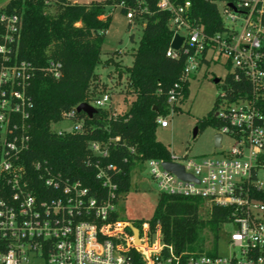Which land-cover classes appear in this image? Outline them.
I'll use <instances>...</instances> for the list:
<instances>
[{"label":"built area","instance_id":"1","mask_svg":"<svg viewBox=\"0 0 264 264\" xmlns=\"http://www.w3.org/2000/svg\"><path fill=\"white\" fill-rule=\"evenodd\" d=\"M52 1L43 0L48 5ZM211 1L223 25L213 34L190 17L189 1H157V8L170 14L172 36L165 54L183 56V66L178 82L167 92L168 112L158 115L156 122L167 126L166 117L175 112L174 105L182 97V84L203 62L219 57L233 66L234 79L243 77L249 83L250 96L219 95L213 113L221 123L219 156L196 159L171 152L166 162L181 165L193 180L165 170L163 160L144 162L159 192L197 196L207 206L230 207L223 223L234 227L224 240L228 253L219 254L220 239L215 254L176 251L163 242L159 222L154 227L149 221L137 226L113 217L119 198L108 172L116 169L113 164H95L96 177L105 188L101 198L45 164L33 162L31 170L26 168L21 159L30 142L32 101L27 87L34 68L17 57L20 16L0 13V264H264V185L258 180L264 169V114L256 105L264 91V0ZM125 16L130 20L131 12ZM174 34L183 37L177 50L170 46ZM59 67L49 61L46 71L58 78ZM109 100L104 92L87 103L104 108ZM75 108L62 113V120L73 122L72 129H59L58 134L82 130L83 120L76 119ZM224 136L231 140L227 149ZM88 147L93 155L107 153L105 143L91 141ZM130 225L137 229L138 240Z\"/></svg>","mask_w":264,"mask_h":264},{"label":"trees","instance_id":"2","mask_svg":"<svg viewBox=\"0 0 264 264\" xmlns=\"http://www.w3.org/2000/svg\"><path fill=\"white\" fill-rule=\"evenodd\" d=\"M157 1L91 0L79 3L53 0L48 5L43 0H8L0 8V13L20 16L17 57L34 68L27 87L32 101L30 142L21 159L28 170L33 162H40L63 177L79 181L91 195L101 198L105 188L96 177L95 164L105 166L110 163L116 167L108 172L116 183L119 197L130 186V173L135 163L150 158L170 160L171 152L156 139V118L168 112L167 92L178 82L183 56L171 58L165 54L172 36L170 14L158 9ZM175 1H189L190 17L207 34L223 28L217 7L211 0ZM111 6H118L124 15L131 12V22L141 25L140 37L131 52L132 63L128 66L100 57L101 44L111 19L106 7ZM261 20L264 27V14ZM49 61L60 64L58 78L46 71ZM109 63L119 74L125 72L131 93L126 110L113 114L106 108H95L91 116L76 112V119L83 120L81 131L58 134L51 130L52 123L62 120V113L90 100L88 89L97 79L96 67L100 64L107 67ZM188 84V81L182 84L179 103L188 97ZM223 93L225 98L234 99L250 96L251 89L243 77L236 80L231 72L226 76ZM218 100L219 96L208 117L198 122L196 133L200 126L209 122L221 125L213 115ZM256 105L264 114V91L259 93ZM178 110V105H174V111ZM91 141L105 143L106 155H93L88 147ZM202 205L203 199L197 196L159 192L149 219L150 226L159 222L163 242L176 251L205 250L200 235L207 230L211 234V248L205 251L215 254L230 207L210 204L203 216L200 214ZM113 217H117L116 213Z\"/></svg>","mask_w":264,"mask_h":264},{"label":"rangeland","instance_id":"3","mask_svg":"<svg viewBox=\"0 0 264 264\" xmlns=\"http://www.w3.org/2000/svg\"><path fill=\"white\" fill-rule=\"evenodd\" d=\"M8 0H0L2 8ZM71 2H88L91 0H70ZM110 14V24L105 32L101 44V59L111 58L121 65L132 63V49L136 47L141 34V25L131 22L120 12L118 6L106 7ZM128 22L130 25L128 27ZM116 51V52H114ZM233 66L225 65L224 58L219 57L210 62H203L190 76L188 82L189 94L182 102L178 103L179 110L166 117L167 126L156 128V139L163 143L167 149L175 155L187 153V157L202 158L219 156L217 147L214 146V135L218 132L219 126L215 122H209L198 128L193 137V129L198 122L208 117L215 99L223 92L226 85V76L231 73ZM97 79L90 84L88 96L91 100L104 92L110 95V100L104 108L113 114L125 111L131 93L126 81L125 72L121 74L109 63L107 67L101 64L95 69ZM214 78L219 82L215 83ZM91 104V103H90ZM73 122L61 120L50 125V129H72ZM231 140L224 136L223 148L227 149ZM258 180L264 185V169L259 171ZM159 190L156 181L149 174V166L145 162L135 163L130 173V186L128 190L119 196L115 204V213L120 220H127L139 226V222L149 221L156 204ZM207 201H203L200 214L205 216ZM234 230L233 225L223 224L220 230L219 254H227L224 240L229 232ZM202 248L209 249L211 234L204 230L200 235ZM236 252L235 249H231Z\"/></svg>","mask_w":264,"mask_h":264},{"label":"water","instance_id":"4","mask_svg":"<svg viewBox=\"0 0 264 264\" xmlns=\"http://www.w3.org/2000/svg\"><path fill=\"white\" fill-rule=\"evenodd\" d=\"M183 40V37L178 35V34H174L173 37H172V40L170 42V46L177 50L179 47H180V44ZM213 81L215 83L219 82V79L218 78H214ZM76 112H85L88 116H91V114L93 112H95V108L87 103V102H81L79 103L76 108H75ZM196 135V127L193 129V132H192V136L194 137ZM220 139H221V135L216 133L214 135V146L215 147H219L220 146ZM162 166L165 170L169 171V172H172L174 173L176 176H178L179 178L181 179H184V180H193V177L187 173L184 172L183 170V167L177 163H172V162H163L162 163ZM130 230L132 231V234L134 235L135 239H137V229L130 225Z\"/></svg>","mask_w":264,"mask_h":264}]
</instances>
